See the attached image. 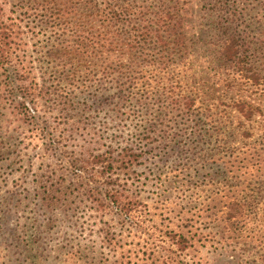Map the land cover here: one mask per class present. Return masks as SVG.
<instances>
[{
  "label": "rangeland",
  "instance_id": "1",
  "mask_svg": "<svg viewBox=\"0 0 264 264\" xmlns=\"http://www.w3.org/2000/svg\"><path fill=\"white\" fill-rule=\"evenodd\" d=\"M187 2L190 73L205 100L213 102L222 87L214 49L217 18L204 10L203 0ZM14 10L21 9L14 5ZM30 22L37 24V17ZM45 26L28 48L39 77L33 88L37 82L44 86L43 68L54 62L46 53L55 34ZM84 81L82 76L76 85ZM91 84L73 90L64 81L24 115L16 109L21 100L16 82L4 79L0 70V264H258L257 236H242L251 239L247 247L237 242L241 238H228L222 203L216 215L203 202L221 184L222 139L204 137V129L193 125L174 124L170 136L156 134L147 146L140 138L153 111L132 103L116 113L113 88ZM68 93L63 106L58 96ZM257 118L264 123V116ZM125 147L141 153L124 176L127 193L136 200L132 215L105 201L100 205L106 193L94 189L105 192L108 181L96 171L99 166L90 162L82 172V160ZM55 189L62 193L60 201L43 205L42 193ZM255 231L264 240L263 216ZM179 235L185 238L184 251ZM111 239L117 244L110 245Z\"/></svg>",
  "mask_w": 264,
  "mask_h": 264
},
{
  "label": "trees",
  "instance_id": "2",
  "mask_svg": "<svg viewBox=\"0 0 264 264\" xmlns=\"http://www.w3.org/2000/svg\"><path fill=\"white\" fill-rule=\"evenodd\" d=\"M203 1L208 15L217 18L214 49L222 66L221 92L213 102L205 100L190 73L187 0H0V70L4 79L16 82L21 96L16 109L24 115L31 103L36 105L45 96L47 100L64 81L73 90L92 83L113 88L116 113L132 103L153 111V121L148 120L140 138L147 146L156 134L170 136L174 124L193 125L204 129V137L221 138V184L217 190L211 188L203 202L216 215L219 211L214 209L222 203L220 217L228 238H241L237 242L247 247L257 236L258 264H264V240L255 231L264 217V123L257 118L264 116V0ZM31 16L37 17V24L30 22ZM43 24L55 34L49 36L53 44L46 53L54 62L43 68L44 86L37 82L33 88L39 77L28 48ZM82 76L85 81L76 85ZM69 96L58 100L67 106ZM92 157L82 160V172L92 163L99 166L100 176H106L108 190L94 189L106 193L98 199L100 205L104 207L105 201L121 214L132 215L136 200L127 193L124 176L141 153L125 147ZM57 192H43V205L59 202L62 193ZM244 234L251 239H243ZM179 238L177 244L184 251L185 238Z\"/></svg>",
  "mask_w": 264,
  "mask_h": 264
}]
</instances>
